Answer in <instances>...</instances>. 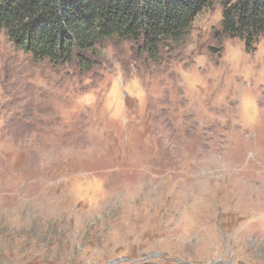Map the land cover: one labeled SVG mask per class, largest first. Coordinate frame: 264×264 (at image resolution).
<instances>
[{"label":"rangeland","instance_id":"374dc122","mask_svg":"<svg viewBox=\"0 0 264 264\" xmlns=\"http://www.w3.org/2000/svg\"><path fill=\"white\" fill-rule=\"evenodd\" d=\"M221 19L89 71L0 34V264H264V37Z\"/></svg>","mask_w":264,"mask_h":264},{"label":"trees","instance_id":"16d2710c","mask_svg":"<svg viewBox=\"0 0 264 264\" xmlns=\"http://www.w3.org/2000/svg\"><path fill=\"white\" fill-rule=\"evenodd\" d=\"M217 2L221 34L254 49L264 37V0H0V34L36 61L89 71L106 42H131L160 59Z\"/></svg>","mask_w":264,"mask_h":264}]
</instances>
